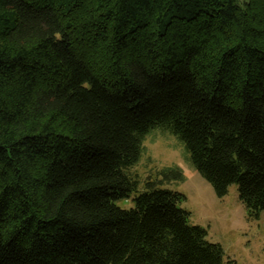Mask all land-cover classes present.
I'll return each mask as SVG.
<instances>
[{"label":"trees","instance_id":"1","mask_svg":"<svg viewBox=\"0 0 264 264\" xmlns=\"http://www.w3.org/2000/svg\"><path fill=\"white\" fill-rule=\"evenodd\" d=\"M159 126L260 216L264 0H0V264H226L132 170Z\"/></svg>","mask_w":264,"mask_h":264},{"label":"rangeland","instance_id":"2","mask_svg":"<svg viewBox=\"0 0 264 264\" xmlns=\"http://www.w3.org/2000/svg\"><path fill=\"white\" fill-rule=\"evenodd\" d=\"M166 167L180 168L185 179L162 187L185 196L178 205L190 211L188 223L206 229L208 239L223 246L226 264H264V210L259 217H250L236 184L225 196H218L192 163L179 137L159 126L146 135L141 158L132 170L145 180ZM136 194L118 199L116 204L126 209L134 207Z\"/></svg>","mask_w":264,"mask_h":264}]
</instances>
